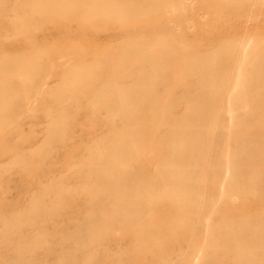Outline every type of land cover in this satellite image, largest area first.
Segmentation results:
<instances>
[{
    "label": "rangeland",
    "instance_id": "374dc122",
    "mask_svg": "<svg viewBox=\"0 0 264 264\" xmlns=\"http://www.w3.org/2000/svg\"><path fill=\"white\" fill-rule=\"evenodd\" d=\"M0 264H264V0H0Z\"/></svg>",
    "mask_w": 264,
    "mask_h": 264
},
{
    "label": "bare ground",
    "instance_id": "6f19581e",
    "mask_svg": "<svg viewBox=\"0 0 264 264\" xmlns=\"http://www.w3.org/2000/svg\"><path fill=\"white\" fill-rule=\"evenodd\" d=\"M228 114L231 115V116L233 115V111H232L231 108L228 109Z\"/></svg>",
    "mask_w": 264,
    "mask_h": 264
}]
</instances>
